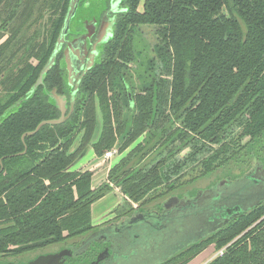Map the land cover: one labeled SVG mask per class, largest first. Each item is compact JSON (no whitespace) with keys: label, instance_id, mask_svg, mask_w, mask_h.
Wrapping results in <instances>:
<instances>
[{"label":"trees","instance_id":"trees-1","mask_svg":"<svg viewBox=\"0 0 264 264\" xmlns=\"http://www.w3.org/2000/svg\"><path fill=\"white\" fill-rule=\"evenodd\" d=\"M68 2L0 0V117L35 84ZM140 3L128 0L68 120L21 141L60 116L44 93L69 92L60 56L43 85L1 120L0 263L89 233L92 206L112 188L125 198L117 214H129L187 184L179 181L189 172L200 170L192 180L233 167L241 175L258 162L264 0H144L139 10ZM141 28L153 30L150 47ZM114 147L127 153L97 189L92 171L71 170L88 149L100 159ZM208 246L223 252L206 264H264V200L162 264H187Z\"/></svg>","mask_w":264,"mask_h":264},{"label":"water","instance_id":"water-1","mask_svg":"<svg viewBox=\"0 0 264 264\" xmlns=\"http://www.w3.org/2000/svg\"><path fill=\"white\" fill-rule=\"evenodd\" d=\"M98 1L103 2L104 0ZM93 8L95 6H93L90 0H69L53 51L35 84L24 99L15 103L0 117L1 122L10 112L16 111L21 104L25 103L39 86L43 85L44 78L55 65L58 54L65 44V38L74 29L82 28L83 32L78 38L66 43L67 46L63 52L64 59L61 62V68L66 72V85L68 88H73L69 99L66 96L58 95L55 89L48 92L44 90L49 103L59 111V118L41 121L33 131L22 135V142H24L25 137L38 133L42 127L62 124L71 116L79 84L86 72L91 70L95 65L92 60L80 73L82 68L81 57H83L82 55L86 49V43L90 41L91 34L95 30L96 21H89L91 23L88 25L86 23L91 19V15L96 12L84 13L79 17L78 11L81 10L83 13L87 9L93 10ZM73 21H75L74 24ZM98 37L92 45L94 55L97 54L96 47L100 52L106 40H103L100 36ZM234 185L236 186L235 192H231L230 189ZM249 186L264 190V171L257 161L253 162L252 168L247 173L234 182L224 180L211 189L197 193L193 198L171 196L165 199L162 203V213L160 215L155 213L143 215L134 213L132 217L114 224V228H117L118 231L108 235H118L123 239H92L96 236V234H92L91 238L84 239L78 245L63 247L58 253L37 257L27 264H65L66 261L76 260L77 256L85 253L94 242L106 243L108 247L102 250L90 264H141L148 257H157L159 258L158 264L164 263L178 251L187 247L191 242H195L190 236L188 239L173 236V233H184L185 227L182 224L185 220L191 218L192 215L203 221L200 222L202 225L198 227L194 236L200 234L199 237L201 235L204 237L207 234L211 235L215 233L237 216L256 207L264 198L256 200L246 207L240 203L233 202L234 196L243 193ZM176 227H179V229H175ZM157 235L159 236L158 238L153 237Z\"/></svg>","mask_w":264,"mask_h":264},{"label":"rangeland","instance_id":"rangeland-1","mask_svg":"<svg viewBox=\"0 0 264 264\" xmlns=\"http://www.w3.org/2000/svg\"><path fill=\"white\" fill-rule=\"evenodd\" d=\"M90 1H91V3H93V6H95V8H93V10L87 9V10L83 11V13L81 12V10H79L78 11L79 17H81V15H83L84 13L99 11L98 9H100L104 6L102 4V2H100V4H96V3L94 4V2L96 0H90ZM143 1L144 0H141L139 10H141ZM74 22L75 21H73V24H74ZM140 32L142 35L141 39L144 40L145 43L150 47V45L154 42V38L152 35L153 30L151 28H141ZM139 141H140V139L138 140V142ZM76 143L73 145V148L76 147ZM259 146L261 148L255 150V152H256V155H258V162L262 166V170L264 171V140L262 143L259 144ZM133 147L134 146H132L131 148H133ZM114 149H116V147H114ZM126 153L127 152H123L121 154L116 153L115 155L112 156V158L110 160L104 161L102 158L96 159L93 150L90 148L86 151V153H84V155L82 157H80L77 160L75 165H73L71 167V170H73V171H78V170L84 171V170H89V169L92 170L93 175H92V180H91V187L97 189L98 187H100L105 182V179L107 178L106 175H107L109 168L112 167L113 165H115L116 163H118V161L122 157H124ZM184 153L185 152H182L180 156H182ZM232 171H231V169H225V170L222 169L210 177L201 178V179L197 178L195 180H192L191 181L192 185L191 186L188 185L187 186L188 188H185V190L187 192L191 193V196L184 194L183 197L187 196L188 198H193V194L195 191H197V192L198 191H201V192L206 191V190L211 189L212 187L218 185L220 182H222L224 180H229L230 182H234V181L238 180L239 178L238 179H236V178L240 175V171L237 172L238 170L234 167H233ZM199 172H200L199 169L192 172V173L189 172L179 182L186 183L187 181H190L193 177L198 176ZM235 172H237L238 174ZM207 185H208V187H205ZM189 187H194L195 189L194 188L189 189ZM196 187H197V189H196ZM203 187H205V188H203ZM112 189H113L112 192L107 194L104 198H102L100 201L96 202L92 206V208H91V213H92L91 214V222H92L93 226L99 224L106 217V215L109 214V212L114 207L116 208L118 206L123 205L125 198L121 194L120 190L117 188L116 189L112 188ZM235 189H236V186L234 185L230 190H231V192H235ZM262 198H264V190L263 189L257 188L254 186H249V187H247L246 191H243V193L236 194L234 196L233 202L240 203L242 206L246 207L250 203H252L256 200L258 201L259 199H262ZM132 207H133V205H132ZM200 222H203V221L201 219L197 218L196 216L192 215L191 218L185 220V222L182 224L185 227L184 233H180V232L179 233H173V236H177L179 238L185 237V239H188L190 236L191 239H193V241H195V242H191L184 249L188 248L189 246H191L195 243H198V242L206 239L209 236L208 234H207V236L205 235L204 237H203V235H201V237H199L200 234L194 236L198 227L200 225H202V223H200ZM177 225H180V224H177ZM175 229H179V227H176ZM188 232L190 234H186ZM211 233H209V234H211ZM153 237L158 238L159 236L157 235V236H153ZM80 240L81 239H79V238L69 240L63 245L62 244L61 245H55V246H51V247H48V248H45L42 250H38V251H35L33 253L22 255L19 257L9 258V259L5 260L3 263L4 264H27L30 261H33L34 259H36L37 257L58 253L66 245L70 246L72 243H77ZM183 250L178 251L176 254L180 253ZM94 251H97V248L95 246H92L90 248V250L84 256L78 258L77 260L66 262L65 264H88V263H91L92 258H93L92 253H95ZM215 255H217V251H216L215 247L214 246H208L203 252H201L199 255L195 256L194 258H192L187 264H206ZM158 262H159V258H157V257L149 258L148 257L145 260H143V262L141 264H158Z\"/></svg>","mask_w":264,"mask_h":264},{"label":"flooded vegetation","instance_id":"flooded-vegetation-1","mask_svg":"<svg viewBox=\"0 0 264 264\" xmlns=\"http://www.w3.org/2000/svg\"><path fill=\"white\" fill-rule=\"evenodd\" d=\"M96 4H100V1L96 0ZM102 4L104 6L102 8H100V9H98L99 11H95L96 13L91 15V17H90L91 19L88 20L87 23H86V25H88V24H90L92 22V20L96 21L95 30L91 34L90 41L86 43V45H85L86 49H85V51H84V53L82 55L83 57H81L82 58V65H81L82 68H81L80 73H82V71L87 67V65L90 64V62L92 60L94 61L95 65L98 64V62L100 61V59H101V57L103 55L104 48L114 38L115 29H116V26H117V23H118L119 19L122 16H124L129 10L128 9V0H104L102 2ZM64 17H65V15H64ZM89 21H91V22H89ZM82 32H83L82 28H76V29L73 30L72 33H70L65 38V44L62 46V49H61L60 53L58 54V56L61 57L60 61H59L60 62V66H61L62 60L64 59V53L63 52L66 49V46H67L66 43L70 42L73 39L78 38L82 34ZM98 36H100L103 40H105V39L106 40H105V42L103 44V48H102V50L100 52H99V49H97V47H96L95 50L97 51V54L94 55V53L92 52V45L96 42L97 38H99ZM87 73L88 72H86V74ZM65 74H66V72H65ZM65 77H66V75H65ZM72 90H73V88H69L68 94L67 95H63V96H66L67 99H69V95L72 92ZM73 110H74V107H73ZM253 162L250 164V168L248 170H246L243 174L239 175L236 179L241 178L245 173H247L252 168ZM232 169L233 168H231V171H232ZM88 171H92V170H88ZM237 172H239V171H237ZM237 172H235V173H237ZM213 174H215V173H213ZM213 174H211L209 176H206V177H201V178H207V177L212 176ZM201 178H199V179H201ZM192 179H191V181H192ZM191 181H189L187 184H185L183 186L178 187L175 191H173L166 198H157V199L152 200L148 204H145V205H142V206H139V207H137V206L136 207H132V210H131V212L129 214H122V213L117 214V212H116V208L117 207L116 208L114 207L109 212V214L106 215V217L99 224L95 225L94 229H92L89 233H87L86 235L80 237L79 239H89V238H91L92 234H96V236L93 237L92 239H123L121 236H118V235H108V234H110L112 232L116 233L118 231L117 228L116 229L114 228L115 227L114 224L119 223L122 220H125L127 218L132 217L134 213H137L139 215L140 214L143 215V214H147V213H155V214L160 215L162 213V203L164 202L165 199L169 198L170 196H177L179 198H182L184 194H187V195L191 196V193H189V192H187L185 190V188H188L187 187L188 185L189 186L192 185ZM105 182H106V179H105ZM208 185L205 186V187H208ZM205 187H203V188H205ZM191 188H194V187H189V189H191ZM196 189H197V187H196ZM157 192H160V190L157 191ZM199 192H201V191H198V192L195 191L194 194H193V197L195 195H197V193H199ZM126 209L127 208H125L124 210H126ZM77 245H78V243H77ZM92 246H95L97 248L96 255L92 259L94 261L96 259L97 255L102 250H104V249H106L108 247V244H106V243L102 244V243H99V242H94V243H92L89 246V248L87 249L86 252H88ZM84 255H82V256H84ZM78 258L79 257H77V259ZM66 262H69V261H66ZM88 264H90V263H88Z\"/></svg>","mask_w":264,"mask_h":264},{"label":"built area","instance_id":"built-area-1","mask_svg":"<svg viewBox=\"0 0 264 264\" xmlns=\"http://www.w3.org/2000/svg\"><path fill=\"white\" fill-rule=\"evenodd\" d=\"M116 153H117V150L113 148L112 150H109L108 152H106V153L103 155L102 159H103L104 161H108V160H110V159L112 158V156L115 155ZM222 252H223L222 250L219 251V252L217 253V255H221Z\"/></svg>","mask_w":264,"mask_h":264},{"label":"crops","instance_id":"crops-1","mask_svg":"<svg viewBox=\"0 0 264 264\" xmlns=\"http://www.w3.org/2000/svg\"><path fill=\"white\" fill-rule=\"evenodd\" d=\"M90 170V169H89ZM107 176V175H106ZM92 189H95V188H92Z\"/></svg>","mask_w":264,"mask_h":264}]
</instances>
